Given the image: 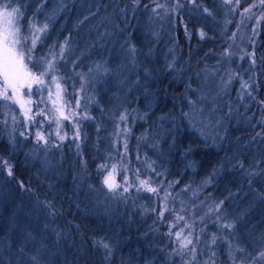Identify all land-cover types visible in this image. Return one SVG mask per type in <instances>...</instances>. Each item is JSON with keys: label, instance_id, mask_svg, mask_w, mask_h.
I'll use <instances>...</instances> for the list:
<instances>
[{"label": "trees", "instance_id": "1", "mask_svg": "<svg viewBox=\"0 0 264 264\" xmlns=\"http://www.w3.org/2000/svg\"><path fill=\"white\" fill-rule=\"evenodd\" d=\"M5 1L20 9L25 64L40 72V57L56 61L65 116L79 90L84 121L78 152L69 137L48 135L47 143L38 142L22 128L17 107L0 100V264H264L258 259L264 252L261 0H242L233 14L239 22L241 10L249 9L259 22L255 40L243 42L248 51L243 63L255 65L256 96L244 111L240 105L227 114L221 106L224 120L211 127L198 90L202 71L212 70L207 67L224 52L234 29L223 0H139L132 7L133 0ZM109 2H115L118 15L107 26ZM166 8L168 17L161 22ZM26 18L50 24L30 60ZM65 41L61 59L59 45ZM250 75L246 79L253 80ZM44 81L33 84L31 94L27 87L25 92L37 97L38 87H48ZM51 115L33 119L32 128L67 122ZM137 154L161 174L145 178L156 180V186L173 183L174 197L168 201L177 202L183 226L191 225L195 233L187 249L169 237L168 224L177 220L169 213L158 215L153 195L136 194L132 169L130 188L122 191L123 162L129 158L133 164ZM108 161L119 167L115 191L103 185L100 165ZM193 246L195 259L189 251Z\"/></svg>", "mask_w": 264, "mask_h": 264}, {"label": "rangeland", "instance_id": "2", "mask_svg": "<svg viewBox=\"0 0 264 264\" xmlns=\"http://www.w3.org/2000/svg\"><path fill=\"white\" fill-rule=\"evenodd\" d=\"M223 1L224 2L222 3L224 7L226 8V10L232 13V18H231V21L229 22H231V24L234 25V29L231 30L230 36L227 41V47H225L224 52L220 53L221 56L220 57L218 56V59L214 61L215 64L207 67L212 70L209 71L208 69H205L202 71V76H203L202 84H201L200 89L198 90V95L200 99L203 98L200 100L201 106L205 107V113L208 116H210L209 121H208L210 127L213 125L220 124V122L224 120L220 112L221 106L222 107L224 106V109L222 110V112H226L227 114H230V112L231 114L236 113L237 107L240 105H241L242 111H244L247 109L248 103L250 105V102H251L250 98L254 99V97L256 96L255 89L253 88L256 86L255 65L252 66V68H248L246 67V64L243 63V62H247L245 61V59L247 58L246 56L248 55L247 53L248 51L244 50L245 48L243 47V42H246V40H248L250 37L251 38L254 37L253 40H255V37H256L255 34L257 32L259 22L254 21V19L251 18L250 13L247 11H243V10H241L242 14L237 18V20L239 21L237 22L236 20H234L235 17L233 14L235 13L236 9L239 8L242 0H239V3H237V0L235 1L231 0V2H228V0H223ZM256 3L257 2L255 1L252 2L253 5H256ZM109 4L111 5V8H109L107 11V15H108L107 22H109L107 26L110 24L111 21H113L112 16L118 15L116 12L117 7L116 6L113 7L115 2H112V4L111 2H109ZM135 4L136 3H133L129 7L135 6ZM139 5H140V2L138 3V6ZM250 7H253V6L251 5ZM13 8H15L13 4L8 3L5 0H0V42H2L5 37L12 39L14 36L15 39L20 41V43H18L16 46L17 49L20 51H23V48H22L23 27H24L23 21H22L23 19L20 18L18 13H12ZM158 10L156 8L154 13L157 14ZM166 11H167V8L166 10H164L163 17H160L159 19L161 20V22L164 21L163 20L164 17L166 18L168 17L167 15H165ZM51 15L52 13H49V16ZM121 15H122V11H121ZM26 20H27L26 28L28 31V35H27L28 39L26 41L28 43V48L30 49L32 48V39L34 38L33 33L35 31L34 29L30 28V25L33 22H35L37 27H42L44 23L49 24V21H48L49 19L42 20L41 22H36L35 19L30 20L26 18ZM233 20L234 22H232ZM246 24L249 29L246 28ZM49 27H50V24H49ZM247 31L251 32L249 37H247L246 35ZM36 35H39V40H37V43L35 47L32 48V50L36 48L38 42L40 41V39H43V36L45 34L37 33ZM64 43L65 42H63L62 45H59V46L62 47ZM59 46H58V49H60ZM125 50L127 52V49ZM64 53H66V50L63 52V54ZM46 62L53 63L55 67V71L49 72L47 76L43 77L44 80L46 78L48 79L47 88L45 86H40L39 88L41 89V91L39 93L38 92L36 93L37 97H32L31 95L27 94L25 92L26 87L22 88L20 92V96H21V101L23 102V107H21L20 103H14L12 101H5V102L12 107L13 106L17 107L18 112H19L18 117L21 118L22 128L27 132H31L34 139H37V136H36L37 132L43 135L45 137V140L48 137V135L56 137L57 140H61L60 139L61 136L65 137L63 140H67L69 137L71 139V145L73 146L75 150L78 151V146L80 143V135L77 136V131L79 133L81 132L80 130L81 125L84 121V116L83 114H80V111H79V107H80L79 106L80 105V91L79 90H77L74 95V101L72 102V105L69 109L70 111L69 117L68 119H66L67 122L64 123L63 126H59V124H50V125L44 124L43 126H37L36 124H34V128H32V123L35 122V120L34 121L32 120L35 119L36 117H42L43 115L46 117V113H48L49 111L52 114L51 116H49L50 118L55 116L56 118L59 119V118H62L60 116V111H63L64 115H66V111L68 108L67 101L65 99V88L60 79V75L58 74L59 70L56 67V61L54 62V60H50V58L43 59V60L41 59V65L43 69L46 67ZM235 62H237L238 65L242 63V65H240V68H238V66L236 67L237 63ZM222 63L225 66H227L228 69H226V67H224ZM27 68L31 72H33L31 68L29 67ZM33 73L39 74V72H33ZM247 74H251L250 77L251 78L254 77L255 79L254 78L253 80L246 79L245 76ZM244 82H247V84L249 85V87L246 89L241 87L242 84H244ZM2 83H3L2 77H0V87H2ZM233 84H235V87L233 86ZM229 87L231 89H233L234 87V90H233L234 95H231L228 93ZM222 92L225 93L223 94V96H221ZM9 95H11V92H9ZM225 96H227V99L224 101L223 99ZM39 99H43L45 101V103H41L39 105V111L42 112L43 115L37 114V101ZM259 105H260V108L264 109V103L260 101ZM25 111L28 112L27 116L25 115ZM29 116L33 117V119H29L28 118ZM120 124L122 126V123ZM126 128H127V133H129L127 124H126ZM122 129H123V126H122ZM26 134H30V133H26ZM26 134H23V135L25 136ZM145 136L147 135L145 134ZM123 138L128 140V138L125 136ZM111 142L113 146H116V142L114 141L113 138H111ZM137 143H139V145L141 144L139 140H137ZM124 144L126 145V142H124ZM137 158L139 160H137L133 164L131 163L129 158H127L123 162V171H122L123 181L120 183L123 192H125L124 191L125 188L127 189L130 188L131 182L129 180V175H130L129 169L133 170L135 177L137 175V170H139L138 175H139L140 180H146L147 178L145 177H149V176H153L152 179H154V177L158 176L156 172L152 171V168L148 167V165L151 164V160H149L145 156L144 157L145 161H144L142 158H139L138 154H137ZM105 165H107V167H105V171H104L103 185L108 191H110L109 188L105 185L104 180L106 177L109 176V174H111L112 182H114V184L116 185H119V182H118L119 167L114 165L113 162H109V161ZM113 169H115V171H113ZM153 181H156V180H150L152 187H159L158 195L155 193L144 191V190H140L138 191L139 193H136V194L139 196L141 192L144 195L145 194L148 195L149 193L151 197L153 195V200H154L153 208H155L158 205L157 210L159 213L162 212L163 215L169 213L171 217L173 216L177 220L176 218L177 215H180V216L182 215L179 209L176 207L177 202L174 199H172L171 201H168V199L167 201L162 199L164 197L165 192L169 193L172 197H174L171 191L173 190V183H168L162 186H156ZM157 182L160 185L163 183L161 178ZM137 183H138V187H140L139 181ZM169 185H171V187H169ZM165 204L167 205L169 211H164ZM184 223H185V220H179V221L177 220V222L174 221L173 224L169 223L168 225L171 226L169 227V230L171 231V233H176L178 231H181L182 229L183 235L181 236V240L185 236H189V233H191V236L189 238H191L194 242L195 240L194 230L191 227H188L187 225L183 226ZM172 225H176V227H172ZM169 237L170 239H174L176 241L178 247H181L175 235H169Z\"/></svg>", "mask_w": 264, "mask_h": 264}, {"label": "snow or ice", "instance_id": "3", "mask_svg": "<svg viewBox=\"0 0 264 264\" xmlns=\"http://www.w3.org/2000/svg\"><path fill=\"white\" fill-rule=\"evenodd\" d=\"M134 3H139V0H133ZM228 2H231V0H228ZM237 3H239V0H237ZM261 3L264 4V0H261ZM205 11H208L205 9ZM245 11H249V9H245ZM12 13H20L19 8H13ZM31 29H34L33 36L34 38L32 39V48L35 47L37 40H39V35H36L37 33H42L46 34L47 30L49 28L48 23H44L42 27H37L35 22H33L30 25ZM18 31V30H17ZM201 37L203 38L204 33H200ZM28 37H25V40H27ZM20 43L19 40L15 39L14 36L12 39H9L8 37H5L2 42H0V77H2V87H0V100L3 101H12L14 103H20L21 107H23V102L21 101V96L20 92L21 89L24 87H27L29 89V94H31V87L33 84L36 85H43L45 83L43 77L47 76L49 72L55 71L54 64L51 62H46V67L39 72V74H34L31 72L28 68L27 65L25 64V56L26 53L23 51H20L17 49V44ZM67 47V41H65V44L61 47V52H60V58L63 59V52ZM32 48L29 49V54L28 58L29 60L31 59L30 53L32 51ZM43 60V58H41ZM36 67V65H34ZM242 88H248L249 85L247 82H244L241 86ZM41 89L38 87L37 92L39 93ZM9 92H11V95H9ZM250 94V93H249ZM203 99V98H201ZM41 103H45L43 99H39L37 101V114L43 115L42 112L39 111V105ZM25 115H28V112L25 111ZM60 116L63 117L64 119H68L67 116L64 115L63 111H60ZM29 119H33V117L29 116ZM127 117L126 116H121V120H125ZM37 140L39 141H44L47 143L45 140V137L41 135L39 132L36 133ZM77 136H79V132L77 131ZM65 137L61 136L60 139L63 140ZM107 167V165H100V168L103 169ZM149 168H151V164L148 165ZM115 171V169H113ZM153 172H155V169H152ZM139 170H137V175L136 179L139 181V186L137 188V191L144 190L147 192L159 194V187H152V184L150 182V179L146 180H140L139 179ZM157 175H161L160 173H156ZM8 175H12V169L11 166H8ZM105 185L109 188L110 191H115L118 189L120 186L114 184L111 180V174H109L108 177L105 178L104 180ZM171 187V185H169ZM128 189L125 188L124 191H127ZM170 194L165 192V195L162 199L167 201L168 196ZM219 209V205H217V210ZM164 211H169L167 205L165 204ZM158 215L162 216L163 213H159ZM177 220H183L184 217L177 215ZM172 227H176V225H172ZM188 227H191V225H188ZM223 228H229L231 229L233 227L232 224H223L221 225ZM169 235H175L176 239L179 241L181 249H187L189 245L193 244V240L189 238L191 236V233H189V236H185L181 240V236L183 235V230L178 231L176 233H169ZM217 237L215 235L213 236V239L211 243L215 244L216 243ZM97 244L102 246L105 249H109V245L103 241H97ZM192 253L193 259H195V247L193 246L192 249L189 250ZM240 251H243L240 249ZM214 255V253H213ZM258 259L264 260V252L259 253Z\"/></svg>", "mask_w": 264, "mask_h": 264}]
</instances>
